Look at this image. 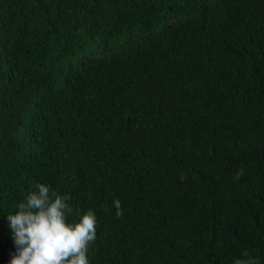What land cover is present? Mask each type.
<instances>
[{
    "label": "trees",
    "instance_id": "1",
    "mask_svg": "<svg viewBox=\"0 0 264 264\" xmlns=\"http://www.w3.org/2000/svg\"><path fill=\"white\" fill-rule=\"evenodd\" d=\"M38 184L89 264H264V0H0V264Z\"/></svg>",
    "mask_w": 264,
    "mask_h": 264
},
{
    "label": "clouds",
    "instance_id": "2",
    "mask_svg": "<svg viewBox=\"0 0 264 264\" xmlns=\"http://www.w3.org/2000/svg\"><path fill=\"white\" fill-rule=\"evenodd\" d=\"M36 187L38 191L30 193L15 214L7 215L16 248L10 264H89V246L96 239L97 219L93 211L80 215L79 222L69 223L67 216L73 213L67 203L69 198L47 185ZM113 204L117 217L121 216L120 201ZM235 264L259 262L249 257Z\"/></svg>",
    "mask_w": 264,
    "mask_h": 264
}]
</instances>
